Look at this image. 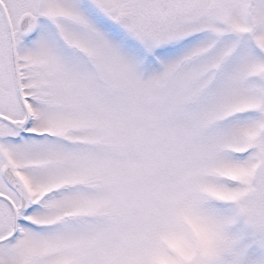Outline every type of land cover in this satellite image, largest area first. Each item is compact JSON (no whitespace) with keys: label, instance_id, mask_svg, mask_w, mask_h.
<instances>
[{"label":"snow or ice","instance_id":"6c2138e0","mask_svg":"<svg viewBox=\"0 0 264 264\" xmlns=\"http://www.w3.org/2000/svg\"><path fill=\"white\" fill-rule=\"evenodd\" d=\"M0 264H264V0H0Z\"/></svg>","mask_w":264,"mask_h":264}]
</instances>
